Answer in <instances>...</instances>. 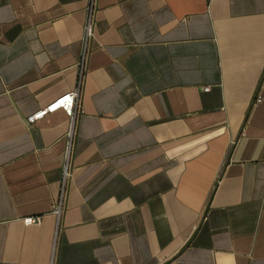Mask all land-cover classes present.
<instances>
[{"label":"crops","instance_id":"0c3cea01","mask_svg":"<svg viewBox=\"0 0 264 264\" xmlns=\"http://www.w3.org/2000/svg\"><path fill=\"white\" fill-rule=\"evenodd\" d=\"M89 6L0 0V264H264V0Z\"/></svg>","mask_w":264,"mask_h":264},{"label":"built area","instance_id":"2783aa9c","mask_svg":"<svg viewBox=\"0 0 264 264\" xmlns=\"http://www.w3.org/2000/svg\"><path fill=\"white\" fill-rule=\"evenodd\" d=\"M94 1L95 0H90V6H89V15H88V20L85 24V46L86 42L89 39L90 36H92L93 31H94V15H93V7H94ZM86 51V47H85ZM85 55V52H84ZM84 57L81 60V66L84 60ZM82 72L83 69H81V79H82ZM79 81V87L73 91L67 92L50 103H48L46 106L36 110L35 112L31 113L29 116H27V121L29 123H34L37 120H40L44 118L47 114L53 113L57 110H63L66 115H68L71 119L75 117L76 114V108H77V99L80 93V85H81V80ZM205 90H209V87H205ZM258 101L261 100V97L258 96L257 98ZM69 136H72V130L69 132ZM65 173L67 174V167L65 166ZM61 211V204H58L57 207L55 208V212L59 214ZM25 222L28 223H38L40 222V216L38 217H27L25 219Z\"/></svg>","mask_w":264,"mask_h":264}]
</instances>
